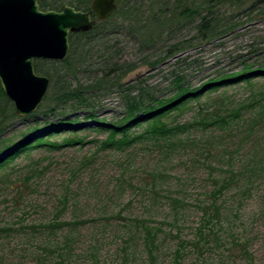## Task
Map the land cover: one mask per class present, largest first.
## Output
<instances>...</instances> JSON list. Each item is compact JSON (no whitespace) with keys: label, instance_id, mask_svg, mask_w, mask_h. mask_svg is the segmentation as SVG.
<instances>
[{"label":"rangeland","instance_id":"obj_1","mask_svg":"<svg viewBox=\"0 0 264 264\" xmlns=\"http://www.w3.org/2000/svg\"><path fill=\"white\" fill-rule=\"evenodd\" d=\"M114 39L124 61H141L131 36ZM244 40L229 38L225 48ZM200 50L154 70L140 66L125 81L164 89L162 78L178 60L197 57L204 69L191 83L198 87L220 53ZM263 88L264 81L241 83L191 103L169 122L193 126L172 139L102 149L108 134L86 129L78 133L84 145L16 157L0 169V264H264V130L249 131L246 120L222 129L198 124L207 112L227 116ZM104 105L108 121L124 110L118 95ZM29 124L19 118L1 139L19 141Z\"/></svg>","mask_w":264,"mask_h":264},{"label":"trees","instance_id":"obj_2","mask_svg":"<svg viewBox=\"0 0 264 264\" xmlns=\"http://www.w3.org/2000/svg\"><path fill=\"white\" fill-rule=\"evenodd\" d=\"M91 2L40 0L39 5L44 11H61L68 5L88 12ZM117 2L118 8L109 19L97 21L91 31L70 35V52L65 61H36L37 73L47 76L51 84L35 113L18 116L0 85V169L36 147L59 150L84 145L87 141L78 133L86 129L108 134L101 142L102 149H125L144 138L172 139L193 126L169 122L191 103L201 104L203 97L233 85L264 81V0ZM123 33L135 43L142 57L139 63L123 60L120 42L114 39ZM241 36L245 39L243 45L226 50L227 39ZM203 46H215L220 53L211 76L198 87L191 83L194 71L204 69L197 57L178 60L162 78V83L166 82L164 89L145 80L125 81L140 66L154 70L185 52L201 51ZM112 95L119 96L124 110L108 121L102 117L106 115L104 101ZM204 116L198 122L203 129H222L231 122L246 120L249 131L264 130V88L227 116L214 112ZM19 118L32 119V124L21 133L19 141L2 140ZM142 127L141 134L132 135V130ZM65 133L70 135L62 141H51ZM31 134L34 135L26 139ZM233 180L234 177L226 180L214 197L227 190Z\"/></svg>","mask_w":264,"mask_h":264},{"label":"water","instance_id":"obj_3","mask_svg":"<svg viewBox=\"0 0 264 264\" xmlns=\"http://www.w3.org/2000/svg\"><path fill=\"white\" fill-rule=\"evenodd\" d=\"M39 1L0 0V85L20 117L35 113L49 92L51 81L37 73L36 61H65L70 35L91 31L118 8L117 0H93L88 12L44 11Z\"/></svg>","mask_w":264,"mask_h":264},{"label":"flooded vegetation","instance_id":"obj_4","mask_svg":"<svg viewBox=\"0 0 264 264\" xmlns=\"http://www.w3.org/2000/svg\"><path fill=\"white\" fill-rule=\"evenodd\" d=\"M92 2H93V0H92ZM92 2H91V5H92ZM92 18H93V19L96 18L94 14H92ZM97 21H98V20H97Z\"/></svg>","mask_w":264,"mask_h":264}]
</instances>
